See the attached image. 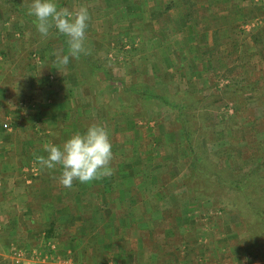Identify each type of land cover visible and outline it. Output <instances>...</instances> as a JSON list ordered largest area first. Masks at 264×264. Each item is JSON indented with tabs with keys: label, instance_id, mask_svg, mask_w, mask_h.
<instances>
[{
	"label": "rangeland",
	"instance_id": "374dc122",
	"mask_svg": "<svg viewBox=\"0 0 264 264\" xmlns=\"http://www.w3.org/2000/svg\"><path fill=\"white\" fill-rule=\"evenodd\" d=\"M115 2L125 6L121 11L127 18L132 16L134 24L127 22L121 29L110 25V18L101 15L112 11L113 5L92 0L96 14L87 28L89 52L78 59L70 57L65 65L58 56L67 53V38L54 28L47 37L40 35L28 14L32 0H0V8H13L15 18L21 14L26 23L18 40L6 41L17 46V55L7 53L11 50L0 53V77L9 83L8 95L13 97L17 87H24V101L53 97L49 88L39 86L41 79L56 88L58 82L61 86L69 80V73L70 79L75 77L74 86L63 84L64 96L70 91L75 104L69 111L84 114L86 127L102 123L109 130L112 174L138 177L140 191L150 181L165 182L162 185L176 196V203L162 207L163 213L154 218L141 211L148 227L133 224L132 215L124 220L127 226L139 228L138 235L154 251L162 252L164 247V253L171 249L177 257L185 252L194 261L191 264H197L199 257L204 258L201 264H231L234 249L241 260L247 258V250L264 258V217L258 212L264 207V148L259 149L264 143L254 142L264 140V0ZM57 4L70 9L87 5L86 0H57ZM178 13L185 14L184 28L171 27L178 23ZM248 19L254 23L263 19V25L247 23ZM201 29L209 30L202 43L199 36L195 39ZM118 31L124 33L122 39L107 42L104 33L117 36ZM186 34L192 36L182 59L171 50L170 41L178 45ZM164 35L172 38L168 41ZM153 36L158 41L151 40ZM106 43L116 46H110L117 50L113 57L106 55ZM182 129L190 132L198 152L193 173L189 170L193 152L187 144L180 145ZM125 203L119 216L111 219L115 229L128 212ZM111 208L117 212L115 203ZM173 226L178 230L171 234ZM112 236L108 234L110 240ZM48 253L51 264L68 257Z\"/></svg>",
	"mask_w": 264,
	"mask_h": 264
},
{
	"label": "crops",
	"instance_id": "0c3cea01",
	"mask_svg": "<svg viewBox=\"0 0 264 264\" xmlns=\"http://www.w3.org/2000/svg\"><path fill=\"white\" fill-rule=\"evenodd\" d=\"M91 1L86 0V7L92 10V16L96 14L94 12L96 6L91 4ZM100 1L113 5L109 7L112 11L101 15V18L103 16L110 18V25L121 29L127 22L128 25L134 24L132 16L127 18V13L121 11V9L125 10V6L121 7L116 2L112 3L117 0ZM144 1L149 5L154 0ZM128 3L134 2L132 0ZM206 3L207 1L200 6L204 7L203 4ZM152 6L153 4L150 10L154 15L155 5ZM136 7L138 8V5ZM11 9L13 8H0V45L4 44L3 47L0 46V53L11 50L13 53H7L17 55V46L12 43L21 37L20 30L26 23L24 19L22 20L21 14L15 18ZM177 16L179 19L175 20H178V23L171 24V27L176 28L177 24L184 28L187 24L183 18L185 14L178 13ZM259 18V16L256 17V19ZM250 22L253 25L256 23L263 25V19L256 23L248 19L247 23ZM206 24H209V20ZM210 25H215L214 19H210ZM199 30L195 39L199 36V42L202 43L206 41L204 36L208 35L209 30L207 33L202 29L201 32ZM104 34L107 42H112L111 39L115 37L121 40L124 35L121 32L117 36H111L109 32ZM189 35L192 36V34ZM189 35H182L178 45L170 41L172 38L170 35H164L163 38L176 46L170 45L171 50L176 51L177 56L183 59L186 54L184 50H189ZM9 38L12 39L11 44L6 43ZM152 39L158 41L156 36ZM148 41L153 46V41ZM5 45L9 47L6 48ZM110 46L112 45L106 43L105 52L106 55L113 57L114 51L117 50L111 49ZM192 46L190 45V48ZM193 53L197 54L198 51ZM1 70L0 68V76H2ZM8 70L14 71L13 68ZM69 72H71L70 69ZM68 79L61 86L58 82L56 88L49 87L48 82L41 79L39 86L49 88V93H52L53 97L48 95L42 99L36 97L35 100L28 102L23 100L24 87L18 88L17 84H13L17 87V93L12 97L7 93L9 83L4 84L3 77H0V264L4 261L7 264H51L48 250L71 257L75 264L194 263L192 259H189L190 256H185V252L177 257L171 249L164 253V247L162 252L154 251L153 247L149 243L146 244L138 235L139 228L132 227L133 225L127 226L124 221L132 215L133 224L136 223L138 227L145 225L148 227L149 222L141 219L144 216L141 215V211L146 210L147 216L151 214L154 218L163 213L162 207H172L176 203L174 202L176 196L173 191H167V187L162 185L167 183H155L148 180L150 182L146 190L140 191L139 187L142 186L137 181L138 177L134 175L118 177L111 174L100 176L87 183H80L77 180L72 187L66 188L57 180L60 174L59 165L54 169L41 167L36 157L47 155L43 147L45 143L62 144L74 133L83 132L86 129V116L74 115L69 111V106L73 104L70 101V91L67 96H64L63 84L74 86L76 79L75 77L70 79V73ZM153 185L154 187L151 188ZM112 202L115 203L117 212L111 208ZM122 202H126L128 212L119 219L122 223L121 225L118 223L115 229L111 219L119 216ZM177 230L173 226L171 234ZM116 231L118 233H115ZM110 233H114L115 236L118 234L119 240L116 244L113 242L117 238L112 236L110 240L108 237ZM130 237H137V239L130 241ZM193 245L196 244L193 243ZM14 250L23 252L21 261L17 262L15 259ZM233 253L235 257L233 256L231 264H264L261 254L254 256L251 254L252 251L247 250L245 252L247 258L241 260L237 257L238 253L235 249ZM199 258V262H197L198 259L193 260L201 264L204 258Z\"/></svg>",
	"mask_w": 264,
	"mask_h": 264
},
{
	"label": "clouds",
	"instance_id": "9594fccd",
	"mask_svg": "<svg viewBox=\"0 0 264 264\" xmlns=\"http://www.w3.org/2000/svg\"><path fill=\"white\" fill-rule=\"evenodd\" d=\"M28 14L34 17L36 30L47 37L54 28L67 38L68 51L58 56L62 64H68L70 57L79 58L88 54L86 46L87 28L91 14L88 7L79 9L59 7L57 0H32ZM47 155L37 156L41 167L54 169L60 166L58 182L66 188L74 181L87 183L100 176L111 175L114 156L109 130L102 123H92L83 132H76L62 144H44Z\"/></svg>",
	"mask_w": 264,
	"mask_h": 264
},
{
	"label": "trees",
	"instance_id": "16d2710c",
	"mask_svg": "<svg viewBox=\"0 0 264 264\" xmlns=\"http://www.w3.org/2000/svg\"><path fill=\"white\" fill-rule=\"evenodd\" d=\"M182 131H184L183 133H184V137H182V139L180 140V145L181 146H184L185 144H187V150H192V152H193V154H192V158H193V160L194 161H192L191 163H190V168H189V170H190V173H193L194 172V170L196 171V169L198 168V165H197V160H198V152L196 151V149H195V147L193 146V143H192V139H191V134H190V132L189 131H187V130H185V129H182ZM258 142V143H260V144H263L264 143V140H254V142ZM261 141V142H260ZM189 142H190V145H189ZM256 142V143H257ZM222 145H224V144H222ZM189 146H191V147H189ZM188 147H189V149H188ZM262 148H264V144L263 145H261V146H259V149L260 150H262ZM190 153H188L187 155H189ZM252 157H255L254 155H252ZM258 157V156H257ZM258 158H260V159H262V156H259ZM247 161V160H246ZM244 165L246 166L247 165V162H245L244 163ZM236 182V181H235ZM250 184V183H249ZM250 204H249V206H252V202H251V200L250 201H248ZM258 212H259V214L262 216V217H264V207L262 208V209H259L258 210Z\"/></svg>",
	"mask_w": 264,
	"mask_h": 264
},
{
	"label": "built area",
	"instance_id": "2783aa9c",
	"mask_svg": "<svg viewBox=\"0 0 264 264\" xmlns=\"http://www.w3.org/2000/svg\"><path fill=\"white\" fill-rule=\"evenodd\" d=\"M22 255H23L22 251L14 250V256L17 262L21 261ZM54 264H75V263L71 257H61V258L59 257L58 261Z\"/></svg>",
	"mask_w": 264,
	"mask_h": 264
}]
</instances>
